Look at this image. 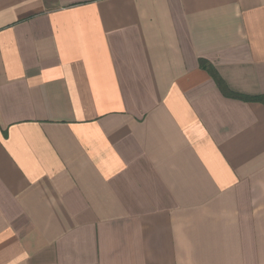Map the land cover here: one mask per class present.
<instances>
[{
    "label": "crops",
    "instance_id": "obj_1",
    "mask_svg": "<svg viewBox=\"0 0 264 264\" xmlns=\"http://www.w3.org/2000/svg\"><path fill=\"white\" fill-rule=\"evenodd\" d=\"M0 264H264V0H0Z\"/></svg>",
    "mask_w": 264,
    "mask_h": 264
},
{
    "label": "trees",
    "instance_id": "obj_2",
    "mask_svg": "<svg viewBox=\"0 0 264 264\" xmlns=\"http://www.w3.org/2000/svg\"><path fill=\"white\" fill-rule=\"evenodd\" d=\"M201 67L205 70H207L208 72L214 73V71L211 69V67L209 66V64L205 61H201ZM215 74V73H214ZM218 85L220 86V88L222 89V91L224 93H227L226 87L224 86V83L222 82L221 79L216 78ZM246 100H249V98H245Z\"/></svg>",
    "mask_w": 264,
    "mask_h": 264
}]
</instances>
